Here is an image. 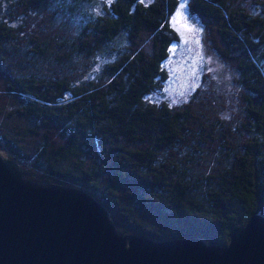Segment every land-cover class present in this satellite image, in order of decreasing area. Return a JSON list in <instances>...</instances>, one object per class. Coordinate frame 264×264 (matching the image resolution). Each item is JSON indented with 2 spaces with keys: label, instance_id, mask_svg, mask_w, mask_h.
Instances as JSON below:
<instances>
[{
  "label": "trees",
  "instance_id": "16d2710c",
  "mask_svg": "<svg viewBox=\"0 0 264 264\" xmlns=\"http://www.w3.org/2000/svg\"><path fill=\"white\" fill-rule=\"evenodd\" d=\"M92 1L0 0L2 144L32 154L40 181L90 192L121 232L228 244L264 214V1L240 17L236 0H187L234 71L239 112L233 124L213 122L214 143L195 125L193 99L158 96L181 0H112L84 13ZM51 131L62 141L47 139Z\"/></svg>",
  "mask_w": 264,
  "mask_h": 264
},
{
  "label": "water",
  "instance_id": "95a60500",
  "mask_svg": "<svg viewBox=\"0 0 264 264\" xmlns=\"http://www.w3.org/2000/svg\"><path fill=\"white\" fill-rule=\"evenodd\" d=\"M0 155V264H264V214L228 244L202 237L154 239L117 229L90 192L34 182Z\"/></svg>",
  "mask_w": 264,
  "mask_h": 264
},
{
  "label": "rangeland",
  "instance_id": "374dc122",
  "mask_svg": "<svg viewBox=\"0 0 264 264\" xmlns=\"http://www.w3.org/2000/svg\"><path fill=\"white\" fill-rule=\"evenodd\" d=\"M111 1L93 0L91 3H85L82 9L84 13H101L106 6L110 5ZM236 1L237 8L235 11L240 17H243L242 10L239 9L241 7L249 13H257L261 7L258 2L261 0ZM5 2L6 0H2V3ZM170 22L179 33L180 39L170 46L169 56L165 61L167 79L163 85L164 93L158 95L159 100L167 101L169 104L181 105L193 99L196 106L193 107L195 125L199 126V121L202 122L207 127L208 134L211 137H206L208 142L214 143L213 139H219L221 135L216 130V124H213V122L217 118H222L233 124V120L239 112V106L232 94L234 92L231 80L234 75L233 68L220 58L218 51L213 47L209 38V30L206 24L203 21L200 22L199 17L189 11L187 0H181L177 10L171 14ZM101 57L102 54L99 53L97 55L98 61L91 68L92 71L89 70L92 74L99 70V66L102 63ZM18 104L14 102L9 107H15ZM45 134L47 139L52 142L62 141L58 133L51 131L45 132ZM224 135H229V140L232 142L230 134L224 132ZM231 137L233 138V136ZM0 155L19 164L17 160L10 157V155L17 156L16 153L8 145L2 144L1 140ZM32 156V154H26L22 157L17 156L23 167L27 168L32 174V177L28 178L21 168L23 177L34 182L63 186V184L53 180L48 182L40 181L37 176V174H40V169L37 168ZM221 158L222 155L220 156ZM217 164L220 163L217 161ZM33 171L35 172L34 175ZM71 187L77 186L71 185ZM118 216L120 215L118 214ZM123 233L133 232L128 230Z\"/></svg>",
  "mask_w": 264,
  "mask_h": 264
}]
</instances>
